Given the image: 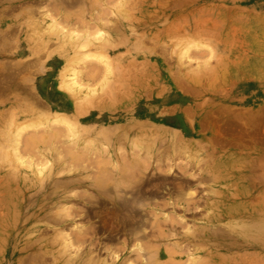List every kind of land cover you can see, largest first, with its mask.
Listing matches in <instances>:
<instances>
[{"label":"rangeland","instance_id":"rangeland-1","mask_svg":"<svg viewBox=\"0 0 264 264\" xmlns=\"http://www.w3.org/2000/svg\"><path fill=\"white\" fill-rule=\"evenodd\" d=\"M2 1L3 12L52 34L47 58L61 45L54 59L72 61L79 104L62 122L36 101L33 112L25 103L0 112V264H264V101L235 93L243 77L264 83V70L249 74L264 59L248 45L261 36L243 35L250 9L224 13L218 0ZM232 29L239 36H227ZM243 159L252 160L244 172L257 196L216 192L235 187ZM221 160L224 181L210 174ZM134 217L141 231L132 237Z\"/></svg>","mask_w":264,"mask_h":264},{"label":"crops","instance_id":"crops-1","mask_svg":"<svg viewBox=\"0 0 264 264\" xmlns=\"http://www.w3.org/2000/svg\"><path fill=\"white\" fill-rule=\"evenodd\" d=\"M218 2L222 9L220 11H224V13L232 11L236 15L239 11L250 9L251 16L248 19L246 18L248 26L247 29L243 30V35L247 37H264V31L258 27L259 25L264 27V0H255L256 6L249 8L242 6L240 0H218ZM2 4L3 1L0 0V5ZM34 20L40 21L39 19ZM233 20L235 21L234 18ZM31 23L38 24L35 21L20 19L18 13L3 12L0 9V112H4L5 109L14 111L17 105L25 106L27 112H33L34 102L36 101L43 105V112L72 114L76 111L75 105L77 104H73L72 110L69 112L70 110L65 108L64 101L65 96L72 97L75 93L70 91L69 88V92L65 87L60 89L59 82L54 78L55 70L61 63L57 59L55 60L54 57L60 51L61 45L51 54V57L47 58L44 49L50 43L52 34L43 32L42 37L39 36L31 28ZM227 36H239V32L232 29L228 31ZM261 62L264 63V59ZM238 72L246 75L244 71ZM239 81L235 87L237 99L264 101V83L249 77H243ZM76 98L73 100L77 101ZM258 103L259 101L255 104ZM250 161L245 159L237 161L236 164H239V168L234 171L236 173L234 178L235 187L227 192L221 190L219 192H224L225 196H257L256 190L252 188L253 180L246 176L247 173L244 172L251 173L252 162ZM245 164L250 166L247 167L246 165L242 169V165Z\"/></svg>","mask_w":264,"mask_h":264},{"label":"bare ground","instance_id":"bare-ground-1","mask_svg":"<svg viewBox=\"0 0 264 264\" xmlns=\"http://www.w3.org/2000/svg\"><path fill=\"white\" fill-rule=\"evenodd\" d=\"M117 4H118V3H117ZM118 7H119V6H118ZM108 12H110V11H108ZM102 13H103V12H102ZM104 14H105V13H104ZM48 18H49V17H48ZM50 20H51V19H50ZM51 21H52V20H51ZM95 22H97V21H95ZM101 23H102V22H101ZM260 23H261V22H260ZM49 25H50V24H49ZM31 26H33V25H31ZM46 27H48L47 24H46ZM89 27H90V26H89ZM94 27H95V26H94ZM258 27H260V26H258ZM44 28H45V27H44ZM56 28H57V27H56ZM95 28H96V27H95ZM259 29H260V30L262 29V30L264 31V27L259 28ZM50 30H51V29H50ZM50 30H48V31L50 32ZM90 30H91V29H90ZM90 30H89V31H90ZM37 31H38V30H37ZM45 31H46V30H45ZM51 31H52V30H51ZM92 31H93V28H92ZM96 31H97V30H96ZM34 32H35V31H34ZM94 33H95V31H94ZM261 33H262V32H261ZM66 34H67V33H66ZM68 34H69V32H68ZM75 34H76V33H75ZM75 34H74V35H75ZM84 34H85V33H84ZM35 35H36V34H35ZM38 35H39V34H38ZM64 35H65V34H64ZM72 35H73V34H72ZM36 36H37V35H36ZM39 36H40V35H39ZM78 36H79V35H78ZM92 36H93V35H92ZM250 36H252V35H250ZM62 37H64V36L62 35ZM69 38H70V37H69ZM69 38H68V39H69ZM77 38H78V37H77ZM89 38H90V37H89ZM100 38H101V37H100ZM83 39H84V38H83ZM85 39H87V38H85ZM92 39H93V38H92ZM75 42H76V41H75ZM83 42H86V41H83ZM86 44H87V43H86ZM80 45H81V44H80ZM80 45H79V46H80ZM87 45H88V44H87ZM248 45H250V49H251L253 52H255V53H257V52H261V51L264 50V38H262V37H260V38H256V37H255V38H253V37H252V38H249V39H248ZM82 46H84V44H83ZM82 46H81V47H82ZM84 47H85V46H84ZM86 47H87V46H86ZM185 49H186V47H185ZM81 50H82V49H81ZM89 55H90V54H89ZM63 56H64V55H63ZM91 56H92V55H91ZM83 57H84V56H83ZM88 57H89V56H88ZM88 57H87V58H88ZM64 58H65V60H64V59H61V58H58V59L55 58V59H57V60L59 61V63H60V62H61V63H60L59 66H57V68H56V70H55V76H54V78H55V80H56L57 82H59V85H60L59 88H60V89H61L62 87H65V89L68 90V91H67V90H66V91L69 92V89H70V91H71V89H75L74 86H73V84H74L75 82H74V83H73L72 81L70 82V80H68V79H71V78H72L73 76H75V75H74V72L72 71V69H71V67H70V66H71V65H70V62H72V61L69 62V61H68V57L66 58V56H64ZM82 61H83V60H82ZM87 61H88V60H87ZM87 61H85V62H87ZM89 61H90V60H89ZM92 61H93V60H92ZM98 61H99V60H98ZM255 62H256V61H253V64H252L251 67H250L251 72H250L249 74H250V75H253V76H261L262 73H258V72H257V69L264 70V64L262 63V64H257V65H256ZM257 62H258V61H257ZM100 63H101V62H100ZM107 63H108V62H107ZM31 64H32V63H31ZM83 64H84V61H83ZM109 65H110V64H109ZM100 66H101V65H100ZM26 67H27V66H26ZM96 67H97V64H96ZM86 68H87V67H86ZM91 68H92V67H91ZM98 69H99V68H98ZM82 70H83V69H82ZM107 70H108V69H107ZM92 71H93V70H92ZM101 71H102V70H101ZM103 71H104V70H103ZM36 72H37V71H36ZM109 72H110V71H109ZM75 73H77V70H76ZM97 73H98V72H97ZM102 73H103V72H102ZM84 75H85V74H84ZM98 75H99V74H98ZM109 75H110V74H109ZM85 76H86V75H85ZM92 76H93V75H92ZM90 77H91V76H90ZM98 78H99V77H98ZM86 79H87V78H86ZM95 80H96V79H95ZM101 80H102V79H101ZM77 81H78V80H77ZM79 81H80V79H79ZM9 83H10V82H9ZM71 83H73V84H71ZM80 83H81V81H80ZM84 83H85V82H84ZM92 83H93V82H92ZM108 83H109V81H108ZM77 84H78V83H77ZM81 84H82V83H81ZM81 87H82V86H81ZM104 87H105V86H104ZM68 88H69V89H68ZM83 88H84V87H83ZM88 88H89V87H88ZM91 88H92V87H90V89H91ZM95 88H96V87H95ZM77 89H78V88H77ZM63 90H64V89H63ZM78 90H79V89H78ZM78 90H76V91H78ZM72 91L75 93L74 90H72ZM90 92H91V91H90ZM92 92H93V91H92ZM92 92H91V93H92ZM1 93H2V92H1ZM93 93H94V92H93ZM72 94H73V93H72ZM74 96H75V95H74ZM74 96H72L73 98L70 97V96H65V98H66L65 101H64V103H65V108H66V110L69 109V110H70L69 112H71L73 104L75 105V103L77 102V101H74V100H73V99L76 98L77 95L75 96V98H74ZM82 100L84 101V99H82ZM77 104H79V103H77ZM42 107H43V106H42ZM75 107H76V105H75ZM20 108H21V107H20ZM41 109H42V108H41ZM46 111H47V110H46ZM52 115H53V118L55 119V120L53 119L54 122H55V121L62 122L61 119H62L63 116H66V115L68 116V115H71V114H66V113H62V112H54V113H52ZM11 120H12V119H11ZM63 121H64V123H66V124H67V122H68V124L70 123V122H69L68 120H66V119H63ZM71 123H72V122H71ZM71 123H70V124H71ZM50 124H53V123L50 122ZM70 124H69V125H70ZM38 126H39V125H38ZM38 126H37V127H38ZM62 126H63V125H62ZM70 126H71V125H70ZM22 127H23V126H22ZM37 127H36V128H37ZM41 127H42V126H41ZM65 127H66V126H65ZM65 127H64V128H65ZM32 128H33V127H32ZM38 128H39V127H38ZM42 128H43V127H42ZM18 129H19V128H18ZM18 129H17V131H18ZM23 129H24V128H23ZM45 129H46V128H45ZM55 129H56V128H55ZM59 129H60V128H59ZM65 129H67V127H66ZM17 131H16V132H17ZM47 131H48V129H47ZM63 131H64V130H63ZM65 131H66V130H65ZM69 131H70V130H69ZM16 132H15V134H16ZM24 133H25V132H24ZM49 133H50V132H49ZM59 133H61V131H60ZM22 134H23V132H22ZM56 134H57V133H56ZM56 136H57V135H56ZM18 137H19V135H18ZM15 138H16V137H15ZM19 138H20V137H19ZM30 138H31V137H30ZM35 138H36V137H35ZM50 140H51V139H49V141H50ZM17 141H18V140H17ZM43 141H44V140H43ZM45 141H46V140H45ZM74 141H75V140H74ZM40 143H41V142H40ZM43 143H44V142H43ZM46 143H47V142H46ZM72 146H73V145H72ZM72 146H71L70 148H72ZM134 146H135V145H134ZM73 147H74V146H73ZM72 150H73V148H72ZM132 150H134V149H132ZM136 150H137V149H136ZM42 151H43V150H42ZM134 151H135V150H134ZM212 151H213V150H212ZM17 152H19V151H17ZM47 152H48V151H47ZM213 152H214V151H213ZM44 153H45V152H44ZM48 154H49V153H48ZM55 154H56V153H55ZM175 154H176V153H175ZM58 155H59V154H58ZM145 155H146V154H145ZM147 156H148V155H147ZM149 156H151V154H150ZM166 156H167V154H166ZM37 157H38V156H37ZM125 157H126V156H125ZM133 157H134V156H133ZM177 157H178V156H177ZM19 158H20V156H19ZM143 158H144V157H143ZM143 158H142V159H143ZM140 159H141V158H140ZM142 159H141V160H142ZM157 159H158V158H157ZM161 159H162V158H161ZM150 160H151V159H150ZM46 161H47V160H46ZM55 161H56V160H55ZM57 161H58V160H57ZM127 161H128V160H127ZM139 161H140V160H139ZM143 161H144V160H143ZM143 161H142V162H143ZM44 162H45V161H44ZM129 163H130V161H129ZM129 163H127V164H129ZM45 164H46V163H45ZM133 164H134V163H133ZM133 164H132V165H133ZM144 164H145V163H144ZM33 165H34V164H33ZM37 165H38V164H37ZM47 165H48V164H47ZM125 165H126V163H125ZM140 165H141V164H140ZM157 165H158V164H157ZM190 165H191V164H190ZM201 165H202V164H201ZM227 165H228V164H227V161H223V160H221L219 163H217V165H216L213 169L210 170V174H211V176L213 177V179L218 180V181H220V180L224 181V179L227 178V177H226V176H227V171H228V169H229V168L227 167ZM42 166H43V165H42ZM135 166H136V165H135ZM143 166H144V165H143ZM186 166H187V165H186ZM34 167H35V165H34ZM36 167H38V166H36ZM132 167H133V166H132ZM156 167H158V166H155V169H156ZM38 168H39V167H38ZM128 168H129V169H128V170H129V171H128V172H129V173H128V176H129L130 172L133 171L134 169H132V170L130 169V168H131L130 164L128 165ZM200 168H201V167H200ZM140 169H141V168H140ZM142 169H143V168H142ZM145 169H146V168H145ZM35 170H36V169H35ZM42 170H44V168H43ZM49 170H50V169H49ZM138 170H139V169H138ZM239 170H240V169H239ZM142 171H143V170H142ZM36 172H37V171H36ZM132 173H133V172H132ZM132 173H131V174H132ZM37 174H38V173H37ZM200 174H201V173H200ZM200 174H199V175H200ZM39 175H40V174H39ZM228 175H229V174H228ZM249 175H250V174H249ZM181 176H183V175H181ZM181 176H180V177H181ZM230 176H231V175H230ZM230 176H229V177H230ZM129 177H130V176H129ZM131 177H132V176H131ZM152 178H153V177H152ZM160 178H161V177H160ZM183 178H184V177H183ZM191 178H192V177H191ZM197 178H198V177H196V179H197ZM129 179H130V178H129ZM187 179L189 180L190 178H187ZM192 179H193V178H192ZM228 179H231V178H228ZM253 179H254V178H253ZM253 179H252V180H253ZM176 180H177V179H176ZM181 180H182V179H181ZM190 180H191V179H190ZM206 180H207V179H206ZM255 180H256V179H255ZM174 181H175V180H174ZM198 181H199V180H198ZM202 181H203V180H202ZM183 182H185V183H184V186H183V184H182ZM191 182H192V181H191ZM229 182H230V181H229ZM232 182L234 183V180H233ZM232 182H231V183H232ZM236 182H237V181H236ZM241 182H242V181H241ZM128 183H129V182H128ZM125 184H126V183H125ZM180 184H182V188H181V191H182L183 188L186 189V188L189 186V181H187V180L185 181V179H184V181H182ZM239 184H240V183H239ZM169 185H170V184H169ZM178 185H179V184H178ZM215 185H216V184H215ZM220 185H221V184H220ZM224 185H225V184H224ZM227 185H229V184H227ZM236 185H237V184H236ZM130 186H131V187H134V186H132V185H130ZM135 186H136V185H135ZM162 186H163V185H162ZM166 186H167V185H166ZM234 186H235V184H234ZM127 187H128V186H127ZM140 187H141V186H140ZM140 187H138V185H137V187H134V188H140ZM160 187H161V186H160ZM129 188H130V187H128V189H129ZM152 188H153V187H152ZM161 188H162V187H161ZM164 188H165V187H164ZM236 188H237V187H236ZM132 189H133V188H132ZM132 189H129V191H131ZM174 189H175V187H174ZM185 189H184V190H185ZM220 189H221V188H220ZM230 189H231V188H230ZM139 190H140V192H141V189H139ZM139 190H138V191H139ZM142 190H143V188H142ZM153 190H154V189H153ZM165 190H166V189H165ZM175 190L177 191V188H176ZM175 190H174V191H175ZM178 190H180V189L178 188ZM184 190H183V191H184ZM186 190H188V189H186ZM189 190H190V189H189ZM189 190H188V191H189ZM221 190H222V189H221ZM133 191H135L134 193L138 192L137 189H136V190L133 189ZM133 191H132V192H133ZM143 191H144V190H143ZM150 191L152 192V190H150ZM150 191H149V192H150ZM155 191H156V190H155ZM166 191H167V190H166ZM176 191H175V192H176ZM126 192H127V191H126ZM132 192H127V193H130V194H131ZM144 192H145V191H144ZM184 192H185V191H184ZM216 192L219 193V190L216 191ZM263 192H264V191H263ZM124 193H125V192H124ZM172 193H173V192H172ZM186 193H187V192H186ZM190 193H192V192L190 191V192L187 193V194L189 195ZM193 193H194V192H193ZM143 194H144V193H143ZM143 194H140V195L142 196ZM157 194H159V193H156V192H155V196H154V198L157 196ZM175 194H176V195H177V194L179 195L178 191H177V193H175ZM203 194H204V193H203ZM248 194H249V193H248ZM134 195H136V194H134ZM144 195H145V194H144ZM147 195H148V194H147ZM151 195H153V194H151ZM172 195H173V194H172ZM181 195H182V194H181ZM184 195H185V194H184ZM188 195H185L186 198H187V197H190V195H193V194H190L189 196H188ZM194 195H195V194H194ZM199 195H200V194H199ZM221 195H222V194H221ZM224 195H225V194H224ZM126 196H127V194H126L124 197H126ZM129 196H130V195H128V198H129ZM136 196H137V195H136ZM170 196H171V195H170ZM179 196H180V195H179ZM218 196H219V195H218ZM143 197H144V196H143ZM159 197H160V196H159ZM172 197H173V196H172ZM174 197H175V195H174ZM182 197H183L184 199H186L183 195H182ZM194 197H195V196H194ZM194 197H193V198H194ZM220 197H221V196H220ZM128 198H127V199H128ZM131 198H132V199H131ZM131 198H130V199L132 200L133 204H135V203H134V200H133V199H135V198H133L132 196H131ZM146 198H149V199L151 198V199H153V196H152V197H149V195H148V197L146 196ZM156 198H158V196H157ZM156 198H155V200H156ZM221 198H222V197H221ZM127 199H126V200H127ZM137 199H138V198H137ZM137 199H135V200H137ZM143 199H145V198H143ZM178 199H179V198H178ZM188 199H189V198H188ZM188 199H187V200H188ZM191 199H192V197H191ZM191 199H189V200H191ZM207 199H208V198H207ZM126 200H125V202H126ZM138 200L141 201L142 199H138ZM145 200H146V199H145ZM153 200H154V199H153ZM153 200H152V202H155V200H154V201H153ZM189 200H188V201H189ZM194 200H195V199H194ZM127 201H129V199H128ZM174 201H175V200H174ZM178 201H180V200H178ZM181 201H183V199H181ZM197 201H198V200H197ZM130 202H131V201H130ZM130 202H129V203H130ZM147 202H148V201H147ZM192 202L194 203L193 200H192ZM214 202H215V201H214ZM217 202H218V201H217ZM127 203H128V202H127ZM175 203H176V202H175ZM183 203H184V205H185V200H184ZM190 203H191V202H190ZM210 203H211V201H210ZM263 203H264V202H263ZM131 204H132V203H131ZM151 204H152V203H151ZM164 204H165V203H164ZM166 204H167V203H166ZM124 205H125V204H124ZM135 205H137V204H135ZM138 205H139V204H138ZM153 205H154V204H153ZM174 205H175V207H176L177 209L179 208L178 206H176V204H174ZM192 205H193V204H192ZM195 205H197V203H195ZM215 205H216V204H215ZM215 205H214V206H215ZM220 205H221V204H220ZM125 206L127 207V205H125ZM125 206H124V207H125ZM146 206H147V205H146ZM148 206H149V205H148ZM148 206H147V207H148ZM155 206H156V205H155ZM188 206H189V203H187V204L185 205V210L190 208V207H189V208H186V207H188ZM131 207H132V206H131ZM157 207H158V206H157ZM162 207H163V206H161V207L159 206V208H162ZM173 207H174V206H173ZM175 207H174V208H175ZM191 207H192V206H191ZM122 208H123V207H122ZM127 208H128V209H127ZM127 208H125V209H127V211H128L130 208H129V207H127ZM142 208H144V207H142ZM166 208H167V207H165V209H166ZM176 208H175V209H176ZM249 208H250V207H249ZM131 209H134V208H131ZM131 209H130V210H131ZM136 209H137V208H136ZM157 209H158V208H157ZM163 209H164V207H163L161 210H163ZM193 209H197V208H192V209H189V210H193ZM220 209H221V208H220ZM222 209H223V208H222ZM262 209H263V208H262ZM138 210H139V209H138ZM143 210H144V209H143ZM173 210H174V209H173ZM185 210H183L184 213H185ZM215 210H216V209H215ZM131 211H132V210H131ZM133 211H134V210H133ZM136 211H137V210H136ZM140 211H141V210H140ZM147 211H148V210H147ZM147 211H146V212H147ZM151 211H152V210H151ZM151 211L149 210V212H147V214H149V213L152 214V213H153V214H152L153 217L155 216V217H154V220H157V219H155V218H157V216L159 215V212H158V215H154V212H153V211L151 212ZM174 211H175V210H174ZM212 211H213V210H212ZM217 211H218V210H217ZM234 211H235V209H234L233 207H231V208H227V209H226V212H227V213H228V212H229V213H232V212H234ZM144 212H145V211H144ZM144 212H143V213H144ZM146 212H145L144 214H146ZM186 212L189 213V211H186ZM224 212H225V211H224ZM239 212H240V211H239ZM131 213H132V212H131ZM134 213H135V212H134ZM136 213H137V212H136ZM140 213H142V211H141ZM140 213H139V211H138V214H136V215H139ZM144 214H143V215H144ZM147 214H146V216H147ZM151 214H150V215H151ZM156 214H157V213H156ZM160 214H161V213H160ZM242 214H243V213H242ZM251 214H252V213H251ZM125 215H126V214H125ZM140 215H141V214H140ZM140 215H139V216H136V217H137V218L139 217L140 220H141L142 217H140ZM143 215H142V216H143ZM152 215H151V216H152ZM162 215H163V213H162ZM162 215H161V216H162ZM211 215H212V214H211ZM127 216H129V215H126V217H127ZM131 216H132V215H131ZM151 216H150V219H151ZM136 217H134L133 219H135ZM143 217H144V216H143ZM166 217H168V218L170 219V221H171V217H169V216H166ZM166 217H165V218H166ZM137 218H136V219H137ZM148 218H149V216H147V218H144L143 220L146 219L147 221H149ZM161 218H162V217H161ZM165 218H164V219H165ZM168 218H167V219H168ZM172 218H175V217H173V215H172ZM125 219H126V218H125ZM129 219H131L130 216H129ZM129 219H128V220H129ZM136 219H135V221H136V227L133 229L134 231H133L131 228H129V229H130V232H133V233H132V237L137 236V235H138L137 233H139V231H141V230H140V227H139L140 223H139V221H137L138 219H137V220H136ZM169 219L167 220V222L169 221ZM256 219H257V218H256ZM154 220H151V223H152V221L154 222ZM157 221H159V220H157ZM207 221H208V220H207ZM244 221H245V220H244ZM143 222H144L143 224L146 225L147 222H146V221H143ZM145 222H146V223H145ZM159 222H160V221H159ZM173 222H174V221H173ZM242 222H243V221H242ZM263 222H264V221H263ZM169 223H170V222H169ZM171 223H172V221H171ZM175 223H176V222H175ZM177 223H178V222H177ZM177 223H176V224H177ZM182 223H183V222H182ZM233 223H234V222H233ZM123 224H124V223H123ZM157 224H159V223H157ZM162 224L165 225L166 223H162ZM125 225H128V224L126 223ZM129 225H130V224H129ZM155 225H156V224H155ZM167 225H169V226L171 227V225H173V223H172V224H167ZM140 226H141V225H140ZM146 226H147V225H146ZM150 226H151V225H150ZM158 226H159V225H158ZM176 226H177V225H175V227H176ZM238 226H239V225H238ZM133 227H134V226H133ZM148 227H149V226H148ZM172 227H173V226H172ZM127 228H128V227H127ZM127 228H126V229H127ZM136 228H139V230H136ZM141 228H142V227H141ZM146 228H147V227H146ZM149 228H150V227H149ZM149 228H147L148 231H146L145 229L142 228V229H143V232H144V230H145L146 232H149ZM218 228H220V227H218ZM218 228H217V230H218ZM240 228H241V227H240ZM240 228H239V230H240ZM258 228H259V227H258ZM258 228H257V229H258ZM129 229H127V230H129ZM150 229H151V228H150ZM154 229H155V227H154ZM169 229H170V228H169ZM173 229H174V228H173ZM244 229H247V228H244ZM131 230H132V231H131ZM135 230L138 231V232H136ZM151 230H153V227H152ZM197 230H198V229H197ZM253 230H254V229H253ZM259 230H260V229H259ZM259 230H258V231H259ZM261 230H263V229H261ZM156 231H158V233H159L160 229H159V230L156 229ZM156 231H154V232H156ZM256 231H257V230H256ZM258 231H257V232H258ZM127 232H128V231H127ZM134 232H136V234H135ZM146 232H145V233H146ZM152 232H153V231H152ZM152 232H149V235L147 234V237H149L150 235L153 236L152 234H150V233H152ZM160 232L162 233V231H160ZM187 232H188V231H187ZM263 232H264V231H263ZM128 233H129V232H128ZM145 233H144V234H145ZM183 233H184V232H183ZM189 233H191V232L189 231ZM193 233H194V232H193ZM255 233H256V232H255ZM258 233H259V232H258ZM130 234H131V233H130ZM133 234H134V235H133ZM164 234H165V233H164ZM200 234H201V233H200ZM250 234H251V233H250ZM156 235H157V233H156ZM168 235H169V234H168ZM180 235H181V234L179 233V236H180ZM187 235H188V234H187ZM130 236H131V235H130ZM139 236H142V235H139ZM151 236H150V238H151ZM154 236H155V234H154ZM158 236H160L159 238H161V235L158 234ZM171 236H172V235H171ZM174 236H175V235H174ZM181 236H183V235H181ZM181 236H180V237H181ZM195 236H196V235H195ZM145 237H146V234H145ZM147 237H146V238H147ZM156 237H157V236H156ZM167 237H168V240H169V237H170V236H167ZM167 237H166L165 239H167ZM172 237H173V236H172ZM175 237H176V236H175ZM180 237H179V238H180ZM188 237H190V239H191V238H192V237H191V234H190ZM227 237H228V236H227ZM138 238H140V237H138ZM152 238H153V237H152ZM157 238H158V237H157ZM170 238H171V237H170ZM176 238H177V237H176ZM184 238H185V236H184ZM198 238H199V237H198ZM229 238H230V236H229ZM231 238H232V237H231ZM247 238H248V237H247ZM249 238H250V237H249ZM56 239H57V237H56ZM134 239H137V238H134ZM140 239H142V238H140ZM140 239H139V240H140ZM153 239H154V238H153ZM182 239H183V238H182ZM186 239H187V238H186ZM186 239H185V240H186ZM193 239H194V236H193ZM143 240H144V239H143ZM154 240H156V238H155ZM252 240H253V239H252ZM254 240H255V239H254ZM263 240H264V239H263ZM191 241H192V240H191ZM193 241H194V240H193ZM193 241H192V242H193ZM257 241H258V239H257ZM160 242H161V241H160ZM181 242H182V241H181ZM187 242H188V241H187ZM187 242H186V243H187ZM250 242H251V241H250ZM259 242H260V241H259ZM261 242L263 243L264 241L261 240ZM186 243H185V245H186ZM233 243H234V242H233ZM152 244H153V243H152ZM158 244L160 245V243H158ZM164 244H165V243H164ZM226 244H227V243H226ZM263 244H264V243H263ZM147 245H149V244H147ZM156 245H157V244H156ZM159 245H157V246H159ZM183 245H184V244H183ZM190 245H191V244H190ZM198 245H199V243H198ZM229 245H230V244H229ZM261 245H262V244H261ZM134 246H135V245H134ZM139 246H141V245H139ZM172 246H173V245H172ZM64 247L66 248V246H64ZM168 247H169V246H168ZM132 248H134V247H132ZM145 248H146V246H145ZM185 248H186V246H185ZM139 249H141V248L139 247ZM165 249H166V248H165ZM134 250H135V248H134ZM63 251H64V250H63ZM135 251H137V250H135ZM137 252H138V251H137ZM181 252H182V251H181ZM132 253H133V251H132ZM135 253H136V252H135ZM139 253H140V252H139ZM167 253H168V252H167ZM175 253H176V252H175ZM179 253H180V252H179ZM184 253H185V252H184ZM137 254H138V253H137ZM137 254H136V255H137ZM177 254H178V253H177ZM138 255H140V254H138ZM138 255H137V256H138ZM168 255H169V254H168ZM171 255H172V253H171ZM174 255H175V254H174ZM137 256H136V257H137ZM155 256H156V255H155ZM162 257H163V254H162V252H161L160 255H159V257H158V260H162ZM125 258H126V257H125ZM130 258H131V257H130ZM202 258H203V257H202ZM67 259H68V258H67ZM187 259H188V258H187ZM93 260H94V259H93ZM127 260H129V259L127 258ZM146 260H147V259H146ZM166 260H167V259H166ZM185 260H186V259H185ZM153 261H154V260H153ZM153 261H152V262H153ZM169 261H170V264H171V262H172L173 264H175V263H174L175 261L173 262V260H170V259H169ZM186 261H187V260H186ZM249 261H250V260H249ZM163 262H165V261H162V264H166V263H163ZM166 262H167V261H166ZM182 262L184 263L185 261H182ZM153 263H154V262H153ZM160 263H161V262H159V263H157V264H160ZM168 263H169V262H168ZM176 263H178V262H176ZM188 263H189V262H188ZM191 263H192V262H191ZM179 264H180V261H179ZM184 264H185V263H184Z\"/></svg>","mask_w":264,"mask_h":264}]
</instances>
